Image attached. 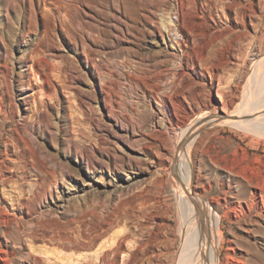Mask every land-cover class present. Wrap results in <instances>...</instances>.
<instances>
[{
    "label": "rangeland",
    "instance_id": "rangeland-1",
    "mask_svg": "<svg viewBox=\"0 0 264 264\" xmlns=\"http://www.w3.org/2000/svg\"><path fill=\"white\" fill-rule=\"evenodd\" d=\"M189 1L0 0L7 264L176 263L179 139L199 117L232 115L264 57V0L202 10ZM263 118L247 116V130L207 122L191 150L193 191L223 232L222 263L232 247L264 264L263 200L252 201Z\"/></svg>",
    "mask_w": 264,
    "mask_h": 264
},
{
    "label": "bare ground",
    "instance_id": "bare-ground-1",
    "mask_svg": "<svg viewBox=\"0 0 264 264\" xmlns=\"http://www.w3.org/2000/svg\"><path fill=\"white\" fill-rule=\"evenodd\" d=\"M203 1L204 3L202 4V7H200V10L204 8V4L206 5L212 0H203ZM192 3H194L196 8L199 9V0H194ZM224 6H226V8L227 7L229 8L227 4L226 5L224 4ZM188 8H190V6ZM190 11H189V17L191 18V15H194V14H192L191 13L192 11L191 12ZM171 19L172 20H170L168 23H164L165 25L164 27L166 28L165 30L168 31V34H171L177 31V26H178L177 20H174L173 16ZM186 28L187 27H185L184 29ZM254 66H256V70L254 69L256 73L254 74L252 73L253 75L249 77L248 82L244 88V98L242 102L238 105V107L234 110V112H232V115L226 116V115H223L217 112L214 114V117L208 116L209 113L206 114L207 115L206 117L205 116L201 118L199 117L196 119V121H194V123L191 126L187 128L186 131L182 133V136L179 139V144L176 148L177 156L175 158L174 173L178 176L176 180V184H177V191H178L179 198H180L179 203L181 205V211L179 214V222H178V230L180 232L183 245L179 252L180 254H179L178 260L176 261L175 264H253L252 263L253 261H250L248 257L238 256V258H235L234 256L235 250L232 247L231 249H229L228 256L225 260V263L221 262L220 256H221L222 250L224 249V243H225L223 232L220 231L219 220L217 218V214H215V212L213 211L212 204L206 202L204 198L195 194L193 191L194 166H193L192 159H191V153H192L191 150L194 147L195 142L199 136V133H200L199 131L201 130L202 126L206 124L207 122H211V121L221 122V124H225V125L229 124L240 130L241 129L244 130V128L245 130H247V126L243 123V121H246L245 119L247 118V116L264 115V57L258 61H255ZM250 119L252 121L255 120V119L253 120L252 118ZM256 120H259V119L257 118ZM261 121L259 120V122ZM244 125L246 127H244ZM258 129L264 130V128H257V130ZM263 181L264 180H261L260 182L259 180V183L257 181L258 184H256V187L254 186L255 192L254 191H253L254 193L252 192L253 193L252 201L259 203V198H262L263 200L262 209L264 211V186H263L264 183ZM251 182H252V179H251ZM252 205H253V202H252ZM200 206L203 207L201 210H199ZM113 244L116 245L117 243L115 242ZM119 245H116L114 247L113 249L114 252L119 251V247H120ZM3 253L6 254L7 252L6 251L4 252L3 250ZM107 254L108 253L106 251V253H103V255H99L97 257V260H99V262L100 261L106 262L104 256L109 257L107 256ZM128 255L130 256V254ZM132 255L133 253H131V256ZM85 259L86 257L83 258V260H81L79 264H92L90 262L89 263L85 262ZM0 260L4 261V264H7L6 263L7 261L2 256Z\"/></svg>",
    "mask_w": 264,
    "mask_h": 264
}]
</instances>
